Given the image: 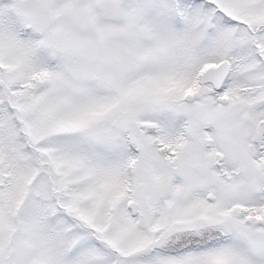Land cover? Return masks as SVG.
Returning <instances> with one entry per match:
<instances>
[{
  "label": "snow or ice",
  "instance_id": "1",
  "mask_svg": "<svg viewBox=\"0 0 264 264\" xmlns=\"http://www.w3.org/2000/svg\"><path fill=\"white\" fill-rule=\"evenodd\" d=\"M0 264H264V0H0Z\"/></svg>",
  "mask_w": 264,
  "mask_h": 264
}]
</instances>
